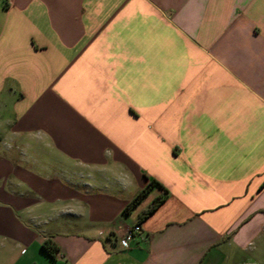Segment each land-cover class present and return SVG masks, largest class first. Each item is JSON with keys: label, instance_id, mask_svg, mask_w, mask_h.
<instances>
[{"label": "crops", "instance_id": "1", "mask_svg": "<svg viewBox=\"0 0 264 264\" xmlns=\"http://www.w3.org/2000/svg\"><path fill=\"white\" fill-rule=\"evenodd\" d=\"M0 264H264V0H0Z\"/></svg>", "mask_w": 264, "mask_h": 264}, {"label": "trees", "instance_id": "2", "mask_svg": "<svg viewBox=\"0 0 264 264\" xmlns=\"http://www.w3.org/2000/svg\"><path fill=\"white\" fill-rule=\"evenodd\" d=\"M158 186L159 184L155 180H150L148 185L141 191L139 192L133 199L132 201L125 207L124 212L126 214L130 213L133 209H135L141 201L150 193V191L153 189V187ZM167 199V192L163 196L155 198L149 207L142 212L140 216L139 223L143 222L146 220L148 217H150L160 206H162ZM139 225V224H138ZM41 248L43 251L52 259L56 257V253H58V248L54 245L53 241L51 238H46L42 245Z\"/></svg>", "mask_w": 264, "mask_h": 264}, {"label": "built area", "instance_id": "3", "mask_svg": "<svg viewBox=\"0 0 264 264\" xmlns=\"http://www.w3.org/2000/svg\"><path fill=\"white\" fill-rule=\"evenodd\" d=\"M141 231L140 226L137 224L129 228L119 240V246L122 250H128L131 242L134 240L137 234Z\"/></svg>", "mask_w": 264, "mask_h": 264}]
</instances>
